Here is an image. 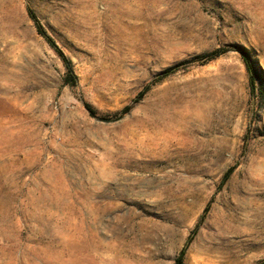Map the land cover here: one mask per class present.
<instances>
[{
  "label": "rangeland",
  "instance_id": "1",
  "mask_svg": "<svg viewBox=\"0 0 264 264\" xmlns=\"http://www.w3.org/2000/svg\"><path fill=\"white\" fill-rule=\"evenodd\" d=\"M230 44L261 69L254 92L237 51L192 60ZM83 102L129 109L100 121ZM183 249V264L264 261V0H0V264Z\"/></svg>",
  "mask_w": 264,
  "mask_h": 264
},
{
  "label": "trees",
  "instance_id": "2",
  "mask_svg": "<svg viewBox=\"0 0 264 264\" xmlns=\"http://www.w3.org/2000/svg\"><path fill=\"white\" fill-rule=\"evenodd\" d=\"M26 13H27V16L29 17V19L32 21V23L36 29V32L47 42V44L52 48V50L55 52V54L63 62L64 68H65V76L63 79V84L68 85V86H72V87L76 86L77 78L74 74L71 61L64 55V53L58 48V46L55 44V42L52 40V38L46 33L45 29L43 28L40 21L38 20L34 10L28 5H26ZM229 51H237L239 53L240 59H241L243 65L245 67V71H246V74L248 76L250 91L254 92L256 85L262 80L263 73H262L261 69H258L255 67L253 61L250 59L249 55L246 53V51L243 48L236 46V45H231V44L225 45L223 47L209 51L205 54L196 56L192 60L197 61V62H201V64H205V63H208L210 61H213V60L219 58L220 56L226 54ZM177 67H178V65H176L174 67H170V68L164 70L163 72H161L159 75H157L153 79L152 83L149 86H147L143 92H141L137 95V97L135 98V102L139 101L142 98L144 92L149 90L150 86L161 82L168 75L172 74L176 70ZM83 107L90 117L96 118L100 121H108L111 119L119 118L121 116V114H123L124 112H126L129 109V107H125L123 109V111L119 114L116 113L113 115H105V114H100L92 105H90L87 102H83ZM231 172H232V168H230L226 171V173L223 175L222 182H225L229 178ZM207 208L208 207H206L204 209V213L207 211ZM194 232H195V230H193V233ZM183 257H184V249L181 250V252L177 256L174 264H183ZM262 264H264V261Z\"/></svg>",
  "mask_w": 264,
  "mask_h": 264
}]
</instances>
